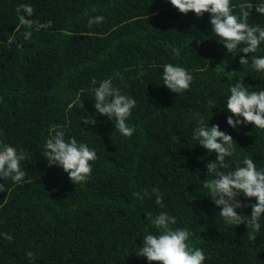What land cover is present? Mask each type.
Instances as JSON below:
<instances>
[{"label":"trees","instance_id":"obj_1","mask_svg":"<svg viewBox=\"0 0 264 264\" xmlns=\"http://www.w3.org/2000/svg\"><path fill=\"white\" fill-rule=\"evenodd\" d=\"M255 2L232 0L233 11ZM23 3L31 4L34 21L52 24L27 41L16 13ZM98 14L104 20L89 28L88 18ZM248 21L264 27V14L253 8ZM8 38L15 42L0 45V141L26 158L24 182H8L0 193V237L13 240L0 238V264H149L138 248L142 234L155 231L146 213L160 211L176 217L173 227L191 230L190 246L203 249L204 264H264V220L258 231L223 223L198 187L215 153L191 139L203 117L233 137L229 168L243 156L264 167V129L249 123L237 131L222 110L236 78L264 87V75L251 67L252 55H264V42L240 64L239 55L248 54L226 55L208 13L183 14L166 0H0V41ZM164 63L191 72L188 90L176 94L160 84ZM106 78L136 99L131 136L94 115L92 81ZM53 126L96 150L87 181L74 185L42 154ZM153 186L164 193L162 205L132 196Z\"/></svg>","mask_w":264,"mask_h":264},{"label":"clouds","instance_id":"obj_2","mask_svg":"<svg viewBox=\"0 0 264 264\" xmlns=\"http://www.w3.org/2000/svg\"><path fill=\"white\" fill-rule=\"evenodd\" d=\"M180 13L189 11L196 16L209 14V23L212 36L226 50L232 54L239 49V63H249V54L256 53L258 46L264 42V27L250 24L248 21L250 11L254 8L257 14H264V0H256L254 5H240L239 11H233L235 5L232 0H166ZM19 26L23 27L21 37L24 41L32 37L33 32L46 31L52 27L51 22L40 24L32 19L31 4H20L17 9ZM104 20L102 15L90 16L87 21L89 28L93 24H100ZM11 38L0 41V45L10 46ZM17 46H21L17 43ZM160 78L164 87L176 94H182L190 88L193 80L192 74L185 67L175 63H164L161 66ZM251 67L264 75V55H252ZM244 77H238L230 83L223 98V111L226 124L239 131L241 126L249 123L253 128L264 129V87L253 89L245 85ZM91 89L94 115H102L113 122L114 130L121 136L128 137L135 131L127 123L132 110L136 106V99L130 94H124L120 88L112 83L110 78L94 79ZM213 116V115H212ZM211 119V118H210ZM94 124L95 120L89 116H80V122ZM191 139L206 149L208 154L215 153L214 159L204 163L205 178L200 179L198 186L206 190L210 202L218 209L217 215L227 225L245 224L247 228L258 231L261 220H264V167L258 166L253 157L243 156L235 160L229 168L226 158L233 157L234 139L227 130H221L219 124L206 123L202 117L197 121L191 133ZM42 154L49 165L67 174L74 185L89 179L92 164L97 158L96 150L74 136H67L65 130L53 126L42 146ZM25 155L18 152L8 143L0 141V193L5 191V184L20 185L25 180L22 163ZM197 187V188H198ZM132 196L137 201L145 197L154 198L157 205H162L164 193L158 187H151L142 192L134 191ZM243 197V200L241 199ZM251 198H255V202ZM246 201V203H245ZM244 208H250L245 214ZM240 210V211H238ZM154 232L143 235L142 244L139 245V256L146 258L151 264H204L205 253L199 247H191L192 232L187 227H173L176 217L167 211H160L155 215L146 213ZM12 243V237H0ZM26 255L31 258L32 252Z\"/></svg>","mask_w":264,"mask_h":264}]
</instances>
